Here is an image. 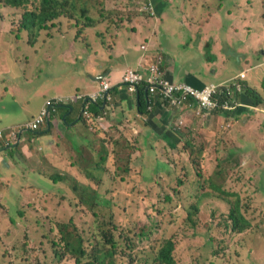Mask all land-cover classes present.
Segmentation results:
<instances>
[{"label":"rangeland","instance_id":"rangeland-1","mask_svg":"<svg viewBox=\"0 0 264 264\" xmlns=\"http://www.w3.org/2000/svg\"><path fill=\"white\" fill-rule=\"evenodd\" d=\"M58 1L64 3L63 0ZM213 1L211 7L206 5V16L211 12L219 20L225 17L226 8L231 5V22H224V25L238 30L228 31L226 42L236 49L233 53L235 56L252 55V65L240 59L237 62L238 70L243 69L248 75L245 81H253L260 89V96L264 97V72L259 69L261 65H254L255 62H264V0ZM138 2L72 0V3L64 6L63 12L67 15L59 17L58 26L52 32L53 37L40 44L36 55L26 48L18 52L12 46L0 45V65L6 68L8 76L14 77L13 85H8L9 88L21 94L32 84L43 83L49 87L51 83H57L62 87L65 80H80L85 74L87 62L97 59L94 54L99 44L97 34L105 32V25L88 24L87 16L100 20L104 8L112 9L111 19L116 20L117 25L126 22L131 26L137 23L135 17L139 14L148 16L142 12ZM164 3L163 8H167V12L170 9L176 13L179 0H158V4ZM220 3L222 10L218 12ZM22 14L21 9H0V29H12L14 26L10 23L18 25ZM3 15L8 19L5 20ZM73 17L77 23H74ZM200 20L205 22V18ZM68 23H74V27L68 28ZM167 23L172 37L175 33H181L174 21ZM210 24L215 29L219 26L217 22ZM77 28L86 35L85 40L76 35ZM28 30V37L34 36L36 41L47 34L45 31ZM220 30L227 34V31ZM72 33L79 39L72 38ZM21 36L18 44L22 39L26 40L25 31ZM0 38L7 37L2 34ZM15 55L19 56L16 61ZM15 68L20 69L16 76L12 75ZM35 74L39 78H32ZM25 78L28 81H24ZM79 113V107H76L75 116ZM250 116L257 130L264 134V105H259ZM176 121L173 130L177 139H173L167 147L155 148V152L153 148L150 149V146L157 145L155 142L147 145L143 139L136 142V136L126 135L133 133L132 130L127 131L132 120L120 119L110 132L101 130L97 125L95 132L107 138H99L98 141L103 143L105 149L104 143L109 142L108 151L116 152L120 162H124L120 172L109 165L116 172L111 171L107 177L103 167H89L84 173V180L90 181L85 188L74 187L70 179L75 175L72 172L65 175V179L69 177L65 185L57 184L60 186L42 190L25 189L19 195H11L9 200H0V264H74L69 256L61 255V248H52L54 233L50 227L56 222L70 223V230L78 228V234L84 237H89L98 227L108 230L113 239L120 243L107 256L108 264L112 261L114 264H159L155 255L164 240L157 236L161 231V227L155 224L157 215L167 211L166 206L176 207L183 202L190 210L194 209L193 204L199 206L198 219L203 226L198 228L200 234L197 237L188 235L192 232V226H189L188 232L184 222L180 226H170L169 235L177 233L180 240L173 252L175 264H264V148L256 149L253 146L255 143L248 140L241 142L246 148H239L225 120L221 124L212 121L209 126L212 135L188 132L183 140V120L178 117ZM118 126H121L120 131ZM136 134L140 136L138 132ZM235 149H239L236 156ZM83 151L87 161L94 160L93 153ZM130 158L135 159L133 165L139 166L133 171L131 181L130 169L133 167L129 165ZM121 175L125 178L122 179ZM200 190L204 195L198 198ZM81 200L90 201L84 203ZM236 201H239L241 214L249 222L243 232L231 230L228 225L231 220H225ZM181 213L186 215L187 211L183 209ZM127 238L132 241L128 242ZM85 245L89 252L85 261H91L90 254L94 252V247L89 243Z\"/></svg>","mask_w":264,"mask_h":264},{"label":"crops","instance_id":"crops-1","mask_svg":"<svg viewBox=\"0 0 264 264\" xmlns=\"http://www.w3.org/2000/svg\"><path fill=\"white\" fill-rule=\"evenodd\" d=\"M212 1L179 0V7L176 13H173L170 9L167 12V8H163L166 3L160 5L156 0L155 15L139 14L135 17L137 23L131 26L126 22L117 25L116 20L111 19L112 9L104 8L101 19L96 25H91L97 26L99 23L105 25V32L97 34L99 44L97 51L94 52L97 59L87 62L83 78L65 80L62 87L57 83H51L49 87L43 83L32 84L24 93L17 94L16 90L8 86L13 85L14 77L8 76L6 68L0 65V130L11 127L15 129L29 124L41 111L47 99L62 100L55 111L49 114L46 124L38 131L24 130L17 134L19 141L13 145L14 147H0V200H9L11 195H19L20 191L25 189L42 190L59 187L57 184L65 185L69 179V177L65 179V175L72 172L75 175L70 179L74 182V187L85 188L90 182L84 180V173H87L89 167L102 166L115 173L116 170L108 167L113 165L120 172L124 162H120V156L116 152L108 151L109 142L104 143L105 149L103 143L98 141L99 138L103 140L107 138L95 132V127L99 125L101 130L110 132L111 127L123 118L133 121L127 130H132L133 133L126 135L136 136L138 138L135 139L136 142L143 139L147 145L155 142L157 145L150 146L154 152L155 148L167 147L173 139H177L173 129L178 117L182 118L185 127L181 128L183 140L188 132L212 135L209 131L212 121L216 120L221 124L225 120L227 127H231L230 132L239 148H246L241 142L248 140L255 143L253 146L256 149H263L264 134L254 126L250 115L259 105H264V97H261L260 89L253 81L249 83L245 81L248 78L247 74L245 79L240 78V73L244 71L238 70L237 64L241 59V62L245 61L252 65V55L233 54L236 49L230 47L226 41L228 31L230 33L238 29H229L226 24L224 25V22H231V5L226 8L225 17L219 20V17L211 12L206 16V5L211 7ZM221 5L222 3L217 7L218 12L222 10ZM233 9L236 10L235 5ZM203 18L205 22L200 20ZM178 19L181 21L178 22ZM169 21H174L181 33H175L172 37L167 23ZM212 22L219 23V26L215 29L210 24ZM57 26L49 34V31H45L47 34L42 40L36 41L34 37L31 39L25 32L26 40L22 39L19 44L18 38L11 37L0 38V45L12 46L18 52L21 48H26L36 55L40 44L51 40L52 32ZM220 29L227 31V34L221 33ZM21 34L19 37L22 38ZM78 35L82 40L86 39L85 34L80 32ZM70 36L79 39L75 33ZM18 59L19 56L15 55L14 60ZM24 60L28 64L27 58ZM156 60L160 61L165 77L171 82H185L198 88L212 84L225 88L241 82L243 88L239 87V92L231 96L236 104L231 110H226L228 113L223 111L222 114L220 112L214 114L208 111L197 113L196 106L176 107L164 97L150 95L140 87L139 91H142L145 97L147 113L142 114L138 110L140 105L138 93H131L125 88L122 76L128 69L145 70ZM254 65H261L259 69L264 72V62H255ZM19 72L20 69L15 68L12 75L16 76ZM32 78L39 77L35 74ZM103 80H108L111 84V89L107 92L109 98L97 96L90 99L92 94L100 92ZM24 81L28 79L25 78ZM251 92H254L261 102L255 105L253 101H257ZM76 107H79L80 112L77 116ZM85 108L91 112L90 119L83 115ZM95 108L98 109L97 114L93 111ZM120 128L121 126H118L119 131ZM137 132L140 136L136 134ZM83 150L93 153L94 160L87 161ZM237 153L239 149L234 150V156ZM130 160L129 165L133 167L130 169L132 180L133 171L139 166L132 164L134 158Z\"/></svg>","mask_w":264,"mask_h":264},{"label":"trees","instance_id":"trees-1","mask_svg":"<svg viewBox=\"0 0 264 264\" xmlns=\"http://www.w3.org/2000/svg\"><path fill=\"white\" fill-rule=\"evenodd\" d=\"M60 3L58 0H0V3H2L4 6H8L15 9H21L23 11V14L21 16L20 26L18 29L15 30L17 33L16 38H19L18 33L21 30H27L28 29H35L36 32L39 31H50L56 27L57 21L59 20V17H62L63 15H67L66 12H63V8L65 5H68L72 3V0H63ZM2 5V6H3ZM1 7V6H0ZM103 16V14L101 15ZM76 18L73 17L74 23H77ZM88 24L90 25H96L98 22V19H93L89 16H87ZM71 25V23L67 24L68 28L74 27ZM80 28H77V35L80 33ZM34 36H31L33 38ZM35 39V38H34ZM29 43H31L29 41ZM153 64H157V61H155ZM159 69L162 72V75L160 77H165L164 70L161 67V64H158ZM126 88V86H125ZM127 89V88H126ZM138 101L140 103L138 110L142 114H147L146 109V101L145 97L142 93V91L138 92ZM252 97L256 99L257 102L254 104H258V102H261L260 99H258L254 92H251ZM224 101V94L221 98V103ZM94 113L97 114L98 109L95 108ZM92 111V113H93ZM224 111L223 108L218 107L215 110H213V113H219L222 114ZM228 113L227 111H224ZM232 117V115H231ZM1 147L7 146V148H12L14 146H9V141H4L0 143ZM137 166V165H136ZM102 167V166H101ZM138 168V167H137ZM119 170V169H118ZM106 173L105 176L108 177V173H111L110 169H104ZM88 175V174H87ZM122 179L125 177L122 176ZM131 181V180H130ZM184 181H186V177L184 178ZM209 192H207L208 195ZM204 195V192L201 194V190L198 194V198ZM170 198V197H169ZM90 200H81V202L87 203ZM174 205H168L166 206L167 211L165 210L164 213L157 215V220L155 221V224L159 225L161 227V231L157 236L161 240H164V244L159 249L158 254H156V261L159 262V264H175V259L173 257V252L175 249V246L177 243H180V240L177 236V233H172L169 235V228L171 225L180 226L181 222H184V224L187 227V231L189 232V226H192V232L188 234L190 237H195L196 233L194 232V228H196V222L201 223V220L198 219V213L200 212V208L197 204H193L194 209L190 210L189 206L186 205V203L178 204L176 207H173ZM169 208V209H168ZM186 210L187 214L182 215V210ZM214 210L210 215H212ZM231 220L229 227L231 230L236 232H243L249 225L248 220H246L243 215L241 214V211L238 209H233L227 218L225 220ZM70 223H53L50 227V230L54 233L52 239H51V245L52 248H61L63 250L62 256H69L71 260L74 261V264H108L106 259L108 255H111L112 250H116L120 243L116 242L110 234L108 230L102 229L101 227H98L96 230L93 231L89 237H84L80 234H78V228H76L75 231H71ZM188 235L184 238L187 240ZM126 237H124V240ZM127 241H132L131 238H127ZM85 243H89L92 245L93 253L90 254L92 257L91 261H85V257L89 255L87 245ZM110 244V247L108 246ZM100 248V249H99ZM104 249V250H103ZM111 249V250H110ZM56 255H59L58 252H56ZM87 258V257H86ZM56 260H61L57 259ZM46 264H49L48 262ZM110 264H114L113 261Z\"/></svg>","mask_w":264,"mask_h":264},{"label":"built area","instance_id":"built-area-1","mask_svg":"<svg viewBox=\"0 0 264 264\" xmlns=\"http://www.w3.org/2000/svg\"><path fill=\"white\" fill-rule=\"evenodd\" d=\"M147 10L153 11V5L151 0L147 4ZM157 64H151L145 70L128 69L123 74L122 82L126 86L127 90L131 93H138L140 87H144L150 95H159L169 100L174 106L179 108L191 107L192 103L198 105L199 108L206 111H213L218 107L223 109H232L236 104L231 98V93L226 90H221L219 85H209L203 89L196 88L188 85L185 82L175 83L171 82L162 75L161 70ZM242 77L244 75L242 74ZM111 89V84L108 80L102 81V87L100 92L92 94L90 99L96 98L97 96L103 98H109L107 92ZM224 94V101L221 103L222 95ZM62 100L47 99L44 102V106L41 112L32 120V122L26 128H18L16 133L19 134L24 130H36L39 125L44 123L45 117L50 113L54 112L57 105ZM148 107H151V100L148 101ZM85 116L90 119L91 112L88 108L84 109ZM14 135V133H11ZM4 134L0 132V143L4 139Z\"/></svg>","mask_w":264,"mask_h":264},{"label":"clouds","instance_id":"clouds-1","mask_svg":"<svg viewBox=\"0 0 264 264\" xmlns=\"http://www.w3.org/2000/svg\"><path fill=\"white\" fill-rule=\"evenodd\" d=\"M150 0H139V2L138 3H140V5H141V10H142V12H145L146 14H148V15H151V16H154L155 15V3H154V0H151V2H152V5H153V11H149V10H147V4H148V2H149ZM0 9H4V10H15V8H11V7H8V6H1L0 7ZM3 18L5 19V20H7L8 19V17L6 16V15H3ZM10 25L11 26H14L12 29H10V28H8V27H3V28H1L0 29V35H2V34H4L7 38L6 39H10L11 37H14V38H16V35H17V33L15 32V30L16 29H18L19 28V26H20V22L18 23V25H13V24H11L10 23ZM27 32V33H29L30 32V30H21L19 33H18V36L21 34V33H23V32ZM157 62H159V64H160V61L159 60H156ZM153 64V63H152ZM151 65V64H150ZM150 65H149V67H150ZM255 68V67H254ZM256 69V68H255ZM258 70V69H257ZM242 74L244 75V77H242ZM245 77H246V73L245 72H242V73H240V78L241 79H245ZM167 79V78H166ZM212 85H214V84H212ZM209 86V85H208ZM220 87H221V85H219ZM194 87V86H193ZM205 87H207V86H204V87H202L201 89H203V88H205ZM239 87L240 88H243V85H242V83L241 82H236V83H233L230 87H225V88H221V90H226V92H230L231 93V96L232 95H234L236 92H239ZM144 88V87H143ZM196 88H198V87H196ZM60 105V104H59ZM44 106V105H43ZM58 106V105H57ZM194 106H196V108H198V112L199 113H201L202 111H206V110H203V109H201V108H199L198 107V105H196V104H194V103H192V106L191 107H194ZM43 108V107H42ZM86 109V108H85ZM42 110V109H41ZM89 110V109H88ZM226 110H231V109H224V111H226ZM55 111V110H54ZM41 112V111H40ZM39 112V113H40ZM208 112H212L213 113V111H208ZM38 113V114H39ZM50 113H52V112H50ZM49 113V114H50ZM84 113V112H83ZM37 114V115H38ZM49 114L45 117V121H44V123H42L41 125H39L38 126V128L36 129V130H29V131H31V132H35V131H38L39 129H40V127L42 126V125H45L46 124V122H47V119H48V116H49ZM36 115V116H37ZM84 116H85V114H83ZM35 116V117H36ZM34 117V118H35ZM86 117V116H85ZM33 118V119H34ZM32 122V121H31ZM30 122V123H31ZM29 123V124H30ZM29 124H26V125H23V126H18V127H16L15 129L13 128V127H11V128H6L5 130H0V132H2L5 136H4V141H9L10 142V145L9 146H13L14 144H16V143H18V141H19V138H17V133H16V131H17V129L18 128H26ZM23 132V131H22ZM11 133H14V135H12ZM0 147H1V144H0ZM238 200V199H237ZM238 207V209L240 210V206H239V201H236L234 204H233V206H232V208H231V210H230V212L233 210V209H236ZM200 225H202L201 223H198V222H196V228H194V232L196 233V235H195V237H197L199 234H200V229H198V228H200ZM203 226V225H202Z\"/></svg>","mask_w":264,"mask_h":264}]
</instances>
